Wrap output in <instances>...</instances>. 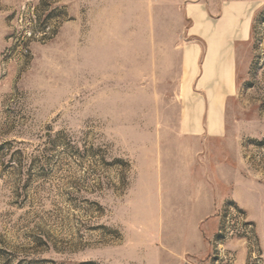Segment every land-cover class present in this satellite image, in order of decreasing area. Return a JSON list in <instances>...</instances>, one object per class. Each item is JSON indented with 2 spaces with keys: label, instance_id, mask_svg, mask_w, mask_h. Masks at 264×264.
Instances as JSON below:
<instances>
[{
  "label": "rangeland",
  "instance_id": "obj_1",
  "mask_svg": "<svg viewBox=\"0 0 264 264\" xmlns=\"http://www.w3.org/2000/svg\"><path fill=\"white\" fill-rule=\"evenodd\" d=\"M0 264H264V0H0Z\"/></svg>",
  "mask_w": 264,
  "mask_h": 264
},
{
  "label": "crops",
  "instance_id": "obj_2",
  "mask_svg": "<svg viewBox=\"0 0 264 264\" xmlns=\"http://www.w3.org/2000/svg\"><path fill=\"white\" fill-rule=\"evenodd\" d=\"M241 4V3H240ZM242 5V4H241ZM238 5L237 3L230 4L226 7L225 9V14L230 15L231 11H234L236 9H240L243 14H245V7L244 4L241 6ZM243 9V10H242ZM192 11V8L190 9ZM195 18V23L197 27L195 28L196 30H199L201 32L206 33L207 31L211 33L212 37L209 38V54L205 63V75L207 76L206 79H208L210 72L216 67V74H212L215 78V87L210 90L209 96H216L217 97V102L218 105L212 106L211 113L212 115L219 114L220 112V104L219 101H221L224 96L225 92L228 91L229 88V83L231 82V76H232V54L231 52H227L225 54H218L215 53V51L220 50L223 48L226 44V33L233 34L237 37L242 36L245 32V24L242 23V19L237 23L233 31H227L226 26L224 25L223 22L220 21L217 25H214L212 27H209L206 24L202 23V19L200 16L197 14H193ZM221 56V57H220ZM187 59H190V56L187 55ZM219 60V61H218ZM217 61L216 65L215 62ZM212 67V68H211ZM211 68V70H210ZM211 75V74H210ZM221 104L223 101L220 102ZM217 123H214L211 121L210 125L212 129H215Z\"/></svg>",
  "mask_w": 264,
  "mask_h": 264
}]
</instances>
